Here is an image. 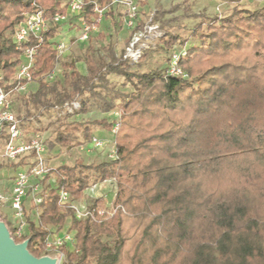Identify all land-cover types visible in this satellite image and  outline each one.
<instances>
[{
	"label": "trees",
	"instance_id": "obj_1",
	"mask_svg": "<svg viewBox=\"0 0 264 264\" xmlns=\"http://www.w3.org/2000/svg\"><path fill=\"white\" fill-rule=\"evenodd\" d=\"M95 3L104 7L110 0H85L88 22ZM33 5L48 19L67 9L63 0H0V73L6 80L13 79L22 55L7 35ZM59 28L26 45L38 50L31 70L38 89L29 100L62 107L105 74L122 76L132 91L117 95L118 105L108 104L121 113L118 159L52 169L54 182L46 183L38 222L27 215L29 234L15 241L29 239V251L42 257L50 230L69 226L79 252H68L66 264H264V5L204 18L193 33H201L200 44L190 45L179 63L189 79L168 76L166 68L136 73L115 55L104 73L86 54L85 75L63 63L62 79L49 85L58 62L50 40ZM187 41L165 32L159 43L169 60L173 43ZM81 111L87 112L85 101ZM113 125L105 118L71 122L57 130L55 142L71 146L77 131L91 140L93 127L110 133ZM110 179L116 185L114 214L98 216L105 202L96 199L90 201L94 217L77 221L59 202L60 190L80 200L92 183ZM0 220L13 234L8 220Z\"/></svg>",
	"mask_w": 264,
	"mask_h": 264
},
{
	"label": "built area",
	"instance_id": "obj_2",
	"mask_svg": "<svg viewBox=\"0 0 264 264\" xmlns=\"http://www.w3.org/2000/svg\"><path fill=\"white\" fill-rule=\"evenodd\" d=\"M67 5L66 13H56L53 18L48 19L45 13L36 5L30 11L22 13V20L16 25L12 41L17 50L22 51L21 64L15 72L14 78L6 80L0 73V136L5 134L7 140L0 154V166L3 161L10 163L23 162L17 166L16 174L11 178L5 189L0 190V213L7 218L12 228V237L22 239L29 234V220L37 223L41 214V205L48 195L46 183L54 182L51 175L52 168L47 162V146L39 134L27 135L22 129L21 121L13 109L12 96L25 92L31 82V70L34 67L37 48H29L26 45L33 39L41 37L54 27H62L68 24L73 18L78 20L77 42L87 43L90 36L99 32L105 20V13L110 9H122V19L125 29L131 32L129 43L123 53V59L131 65H136L144 57L145 52L152 44L159 42L165 32L154 24L153 18L148 22L142 20L139 4L134 0H110L109 6L101 7L95 3L91 21L85 19V0H65ZM54 49L59 60L68 50V42L62 37L52 38ZM189 46L174 47L172 50L166 74L173 77L189 79L188 75L180 67L179 63L187 55ZM56 68L47 76L49 80L55 78ZM27 81V84H22ZM17 82V83H15ZM62 115H72L81 109V102L76 98L62 107H55ZM113 128L110 132L112 140L92 136L91 140L80 147L82 152L88 155L105 154L107 161L118 159L115 136L120 126V111L114 112ZM114 180H104L92 183L87 192L90 199H101L105 202L106 208L113 211V200L116 194ZM59 202L62 206L70 209L77 221H85L94 217L90 208V202L86 200H73L71 195L64 190L59 191ZM11 210L10 216L5 214ZM116 212V209L112 214ZM98 216L109 214V210L99 208ZM111 215V214H109ZM64 229L50 230L43 241L44 255L57 259V264L67 263V253L79 250L76 248V238L73 231Z\"/></svg>",
	"mask_w": 264,
	"mask_h": 264
},
{
	"label": "rangeland",
	"instance_id": "obj_3",
	"mask_svg": "<svg viewBox=\"0 0 264 264\" xmlns=\"http://www.w3.org/2000/svg\"><path fill=\"white\" fill-rule=\"evenodd\" d=\"M134 1L139 4L140 14L144 22H148L153 18L154 24L159 26L162 32H169L182 39H187L186 45L188 46L200 44L199 35L201 33L196 35L193 33L204 18H225L230 16L236 9L254 11L264 5V0H148L145 5L141 3V0ZM63 3L66 4L65 0H63ZM109 11L110 9L105 13V20L100 27V32L92 34L87 43L81 44L77 42L76 37H73L67 52L56 64L57 74L55 78L52 80L46 79L49 85L62 79L63 63L73 65L74 69L72 70L85 75L86 64L84 56L88 54L91 55L98 65L103 67V71L106 73V66L110 64L112 55H115L116 58L123 56L129 43L131 32L129 31L128 35H124L127 31L123 26L124 12L122 9L112 13H109ZM70 26L71 29L76 27L72 24ZM60 31L61 27L57 35H59ZM203 31H207L206 26L203 27ZM12 34L13 32L7 35L11 40ZM179 46V42L172 45V47ZM168 55L169 51L164 50L163 45L156 42L155 45L152 44L145 52L140 62L132 66V71L146 73L164 70L168 64ZM37 89L38 84L30 82L25 92L14 94L11 98L14 112L21 121L24 132L29 136L39 134L45 141L48 149L47 162L49 167L54 169L62 165L73 166L78 161H82L85 164L106 162L105 154L88 155L80 150L81 146L86 145L90 141L85 138L83 130L74 134L75 141L71 146H61L55 142L57 130L59 128L64 129L66 124L71 122H91L104 118L112 122L115 116L114 112L118 111V108L109 109L108 104L113 102V104L118 105L119 100L117 101L115 97L120 94L130 93L132 91L131 84L126 82L122 76L105 74L102 80L97 82L91 90H86L78 98L81 103L83 101L86 102L87 112L82 113L80 109L72 115H62L60 111L55 108H48L45 104L31 103L29 94L35 93ZM260 108H264V105H261ZM91 130V136L112 140L111 134L104 129L93 127ZM197 139V135H193L192 144H196L198 142ZM204 141L200 142V145L207 143L206 140ZM4 145L5 140L0 138V154ZM22 164L23 162H2L0 166V190L5 189L11 178L16 174L17 166ZM114 187L116 188L115 184ZM83 199L88 202L92 200L87 190L83 193L80 200ZM101 208L109 210V214H112L115 210L114 208L111 211L105 205ZM5 214L8 216L12 215L11 210H6ZM0 218H5L3 213H0Z\"/></svg>",
	"mask_w": 264,
	"mask_h": 264
},
{
	"label": "water",
	"instance_id": "obj_4",
	"mask_svg": "<svg viewBox=\"0 0 264 264\" xmlns=\"http://www.w3.org/2000/svg\"><path fill=\"white\" fill-rule=\"evenodd\" d=\"M29 243V239L17 243L6 222L0 220V264H57L56 258L34 256Z\"/></svg>",
	"mask_w": 264,
	"mask_h": 264
},
{
	"label": "crops",
	"instance_id": "obj_5",
	"mask_svg": "<svg viewBox=\"0 0 264 264\" xmlns=\"http://www.w3.org/2000/svg\"><path fill=\"white\" fill-rule=\"evenodd\" d=\"M116 10L117 9H113V11H116ZM70 24L75 25L76 27L74 29H71L70 28L71 27ZM78 25H79L78 20L76 18H73L68 24H66V25L61 27V31L59 33L60 37L64 38L66 40V42H68V44H70V41L73 39V37L77 38V31H78V27L77 26ZM126 31L127 32L124 35H128L129 34V31L127 29H126ZM99 32H100V30H99ZM94 34H96V33H94ZM59 35H58V37H59Z\"/></svg>",
	"mask_w": 264,
	"mask_h": 264
}]
</instances>
